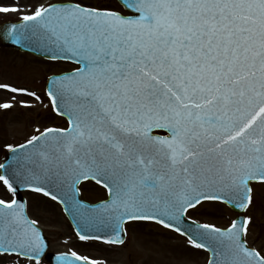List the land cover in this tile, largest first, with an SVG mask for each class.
Instances as JSON below:
<instances>
[{
    "label": "snow or ice",
    "instance_id": "6c2138e0",
    "mask_svg": "<svg viewBox=\"0 0 264 264\" xmlns=\"http://www.w3.org/2000/svg\"><path fill=\"white\" fill-rule=\"evenodd\" d=\"M120 3L132 14L60 3L11 26L13 43L80 67L51 79L48 91L68 127L33 135L23 152L10 146L0 182L13 194L23 184L64 203L81 241L122 245L125 223L153 221L210 251L208 264H264L245 241L248 218L223 230L180 227L202 201L246 209L250 184L264 182V0ZM87 180L108 192L94 208L78 200ZM36 225L24 204L0 199V255L39 264L46 245ZM55 259L98 264L76 252Z\"/></svg>",
    "mask_w": 264,
    "mask_h": 264
},
{
    "label": "rangeland",
    "instance_id": "374dc122",
    "mask_svg": "<svg viewBox=\"0 0 264 264\" xmlns=\"http://www.w3.org/2000/svg\"><path fill=\"white\" fill-rule=\"evenodd\" d=\"M66 0H0V6H19L22 11L0 13V22L17 20L30 14L41 5ZM99 7H111L126 13L115 0H71ZM75 65L63 61H51L14 50L0 49V85L10 84L13 88L35 93L29 96L23 92L12 93L0 88V104L9 103V109L0 108V164L9 147L30 139L39 131L51 126H64L66 122L55 116L49 98L43 93V82L51 73L71 70ZM38 97V99H37ZM27 105V106H25ZM85 199L95 201L105 196L103 190L92 183L83 187ZM28 210L49 237L51 250L73 249L80 255L102 264H207L208 253L193 247L189 240L154 224L129 223L128 238L120 246L81 241L60 205L51 199L32 192H25ZM15 194L9 192L0 182V199L11 201ZM237 217L224 204L206 202L191 210L188 218L217 227H228ZM249 219L246 240L264 254V183L253 185V197L246 212ZM36 264L10 255H0V264ZM39 264H47L41 262Z\"/></svg>",
    "mask_w": 264,
    "mask_h": 264
},
{
    "label": "water",
    "instance_id": "95a60500",
    "mask_svg": "<svg viewBox=\"0 0 264 264\" xmlns=\"http://www.w3.org/2000/svg\"><path fill=\"white\" fill-rule=\"evenodd\" d=\"M21 23H23V22H20V23H9V24H5L3 26H0V42L1 43H4V44H7V45H13V46H15V47H17V48H19L21 50H26V51L29 50V51H32V52L38 54V55H42V56H45L47 58H50L47 53H45L41 49L37 48L33 44H16V43H13L12 38L8 35L9 30H10L11 26H13V25H17L18 26ZM53 79H55V77ZM50 87H51V80L49 82V89H50ZM11 161H12V159L10 157L9 160L6 162L5 165L6 166L7 165H10L12 163ZM17 188H18L17 192H20V190L26 188V186L25 185H22V184H19V185H17ZM231 206L234 209H236L238 211H241V212L245 210V208H236L233 205H231ZM70 216L73 219V213L70 212ZM243 219H244L243 217H240V219L238 220V222L241 221V220H243ZM196 225H197L196 223H193L191 221H186L184 219V217H183V223L180 225V227H181L182 230H187V229L195 228ZM57 256H59V255L47 254V259L50 260V262H52L53 264H57L56 259H55ZM211 259H212V254H211ZM73 260H74V258H73ZM75 263L76 264H83L82 261H77Z\"/></svg>",
    "mask_w": 264,
    "mask_h": 264
}]
</instances>
